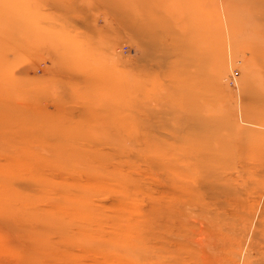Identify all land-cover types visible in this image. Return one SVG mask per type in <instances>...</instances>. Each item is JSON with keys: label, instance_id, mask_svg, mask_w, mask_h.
Returning <instances> with one entry per match:
<instances>
[{"label": "rangeland", "instance_id": "374dc122", "mask_svg": "<svg viewBox=\"0 0 264 264\" xmlns=\"http://www.w3.org/2000/svg\"><path fill=\"white\" fill-rule=\"evenodd\" d=\"M0 264H264V0H0Z\"/></svg>", "mask_w": 264, "mask_h": 264}]
</instances>
